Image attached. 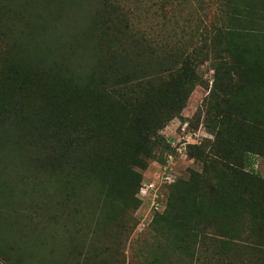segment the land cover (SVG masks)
<instances>
[{
  "label": "rangeland",
  "instance_id": "1",
  "mask_svg": "<svg viewBox=\"0 0 264 264\" xmlns=\"http://www.w3.org/2000/svg\"><path fill=\"white\" fill-rule=\"evenodd\" d=\"M138 1L148 7L139 5ZM256 1H251L256 10H251L249 3L243 0L241 9L234 11L228 9L226 0H64L50 6L56 9V18L48 20L45 26L41 24L38 32L35 28V35L46 44L57 42L71 46V54L63 58L69 65L66 62L63 68H79L82 64L81 68H94L93 75L102 70L99 62L106 55V41L102 42L104 45L98 44L99 36L106 30L116 31L114 23L117 29L129 23L127 29L131 33L146 30L150 37L149 27L157 30L158 39L164 40L166 45L152 53L148 46L154 48L153 41H148L147 45L142 42L138 47L147 53L150 70H156L152 72L153 79L158 78L156 84L165 87L168 93L157 102H151L153 105L143 104L139 109L143 114L141 119L150 122L159 111L175 112L177 118L159 134H175L178 120L188 118L206 136L201 143L194 144L199 146L192 149L187 159L174 162L173 173L176 179L179 176V181L164 191L167 184L158 189L162 195L157 201L162 208L154 211L139 198L138 188L141 182L153 179L159 170L157 156L161 145L157 144V138L146 139L137 132L130 133L131 138L126 135L121 139L112 138L111 127L118 131L120 123L108 119L109 124L102 119V125L111 129L105 132L92 113L103 101L78 105L90 93L97 91L103 95L105 85L101 83L97 89L80 91L72 81L68 84L69 91L62 89L59 97L41 101L35 94L37 88L31 83L27 89L32 95L13 97L8 116L2 113L4 99L0 97V133L6 137V144L0 146L3 162L0 163V251L11 261L0 258V264L218 263L220 259L214 257L215 247L223 240L225 231L234 235L232 241L237 244L230 246L227 264H264V198H259L262 207L259 206L256 217L250 219L236 209L239 202L232 206L229 198L218 195L228 191L232 181L233 185L242 186L245 174L251 172L259 174L253 187L260 189L259 193L264 192V176L251 165L244 167L242 152V148H255L251 134L257 129L253 124L264 127V61L259 62L249 51L260 38L251 30H264V16L258 15L264 0ZM111 2L120 4L118 13L121 14L115 22L110 19H113L111 14L117 12L109 13L106 4ZM103 7L109 14L102 13ZM34 8L44 14L42 6ZM132 9L137 19L134 16L135 23H125V18L130 20L133 16ZM95 10L101 11L99 16H92ZM14 15L11 13L9 20H5L14 31L1 28L4 42L0 44L3 52L0 67L4 68H0V96L7 92L6 88L16 91L17 85L26 78L20 67H13L16 62L11 59V51L17 50L10 48L16 40L14 35L19 31L28 33L23 20ZM101 21H104L102 26ZM170 27H179L184 32L173 34ZM181 46L184 55L169 54L170 50ZM195 50L201 51L200 57H194ZM186 55L196 62L190 67L172 68ZM213 63L221 68H214ZM216 73L221 74L217 86ZM243 86L249 90L240 95ZM233 101L235 109L242 101L248 102L240 106L243 113L231 109L234 115H230L232 111L227 108ZM122 109L119 116L132 119L133 109ZM230 119L232 123H226L230 126H224L223 121ZM222 130H228V134ZM229 133L240 142L220 151L219 141L224 143L226 137L228 142L232 141ZM35 139L37 142L33 141ZM87 140L94 148L99 144L102 155H107L108 151L116 153L111 166L118 165L121 157L126 156L127 147L130 158H133L132 153L140 156V164H134L132 177L114 180L110 170L105 175L104 171L102 174L99 171L98 164L89 161L85 165L84 151L91 150L84 145ZM103 142L111 145L102 147ZM251 157L264 160L263 156ZM71 162L78 167L72 176L65 170L70 169ZM85 166L92 170L90 183L80 173ZM72 183L79 191L68 190ZM203 189L205 197L198 198ZM243 196L247 197L248 193ZM190 197L195 202L197 199L214 201L224 210V215L196 216ZM86 200L92 206L90 210L83 208ZM102 209L106 211L103 213Z\"/></svg>",
  "mask_w": 264,
  "mask_h": 264
},
{
  "label": "trees",
  "instance_id": "2",
  "mask_svg": "<svg viewBox=\"0 0 264 264\" xmlns=\"http://www.w3.org/2000/svg\"><path fill=\"white\" fill-rule=\"evenodd\" d=\"M243 0H226V4L228 9L239 10L241 9V3ZM251 1L255 0H245L246 3H249V7L251 10H256L255 7H253L254 4L251 3ZM261 1V0H257ZM256 1V2H257ZM41 3V4H40ZM58 3H64V0H0V44L3 43V30L1 28L5 27L7 30L11 31L13 30L9 24L5 23V20H9V16L11 13H15V18L22 19L23 24L26 29L28 30V33H24L23 31H19V33L14 35V38L16 40L12 43L10 48H16L17 50L11 51V59H13L16 63H13V67H20L23 72L26 75L25 80H23L21 85L18 89L15 91V88L13 90L7 89V92L1 94V98L4 99L2 101V113L3 115L6 114L9 115L10 109H12L13 100H11L16 95L19 97H24V95L29 96L32 95V92L27 89V87L33 83V87H36L38 90V93H35L37 96H40V100H44L43 98H57L59 95L62 94V89L69 91L68 84L72 81L76 82V90H89V89H97L99 88V85L102 83V86L105 85V91L102 94H97V91L94 93H90V96L85 99L84 102L80 103L79 106H83L87 101H91L93 103L103 101V103L100 105V107L97 109V111L94 113L92 110V113L94 114V118L97 119L99 123V128L104 129L105 132L108 130H111L112 138H119L121 139L122 136L126 135L131 138L130 133L133 135L134 133L141 134L144 138L155 140L157 138V144L161 145L159 149V155L157 156L158 163H164L165 162V156L167 153L172 152L173 149L171 148V141L174 139L173 135H167L164 136L162 134H159L160 130H163L171 120L175 117V112H164L159 111L156 117L152 119L150 122H145L144 118L141 119L142 115L139 111V109H142L144 105H149L148 103H155L158 101V99L162 98L168 93V90L161 86H158L156 84L157 76L153 79V73L156 72L155 69L150 70L152 68L151 62L148 60L149 58H146L147 53L144 51V48L141 49L138 47V44L144 42L146 45L149 44L150 41H153V47L151 48L150 44L148 46L149 52H154L156 49H160L163 45H166L164 40H159L158 37L160 36L159 32L157 30H154L149 27V30L152 32L150 33L151 37L149 36L148 32L146 30H139L136 32L131 33L127 29L126 24L123 28L117 29L116 24L114 23V29L116 31H113L110 29L105 33H102V35L99 36L98 44L105 42L106 45H104V50H106V55L103 56L102 62H99V66L102 67L101 71H96V75L94 74V68H81L82 64L79 65V68H63V65L67 62L64 60L68 55H70L71 46L69 45H61L59 43H54V45L46 44L44 41H41L40 38H38L37 35H35L36 30L39 31L41 24L43 26L46 25V22L50 20L51 18H56L57 11L56 9L50 8L52 5H57ZM107 7H109L108 12H117L114 14H111L113 16L114 22L117 19V16L121 13H118L120 10V4H115L114 2L106 3ZM139 5H142L141 1H138ZM36 5L42 6L44 9L42 14V10L39 11L37 8H34ZM143 7H148L145 4L142 5ZM264 5H262V12H260L258 15L264 16ZM34 8V10L32 9ZM103 7L102 13H104L106 10ZM33 10V11H32ZM97 10H95L96 12ZM133 11V9H132ZM135 11V9H134ZM133 11V16L130 17V20L128 18L124 19V22H134V16L135 12ZM105 12L106 14L108 13ZM131 12V10H130ZM98 13H101V11H97L96 13H93L92 16H99ZM108 13V14H109ZM140 16V15H139ZM135 19L136 16H135ZM264 19V17H263ZM100 19L98 18L95 23H97ZM138 21V20H137ZM104 25V21H101V26ZM36 28V30H35ZM171 33L176 34L177 32H182L183 29L181 28H169ZM177 29V30H176ZM14 31V30H13ZM255 36L260 37L259 41L251 46V50H249L252 54V56L258 60L259 62L264 61V30L254 31L251 30ZM162 30H160V33ZM184 32V31H183ZM169 33V35L171 34ZM149 41V42H148ZM151 43V42H150ZM174 50H170L169 54L173 57L175 56H181L184 55V49L183 46L181 47H175ZM158 51V50H157ZM196 51V50H195ZM194 51V57H200L201 51ZM2 50L0 49V61L2 59ZM192 61V58L190 55H186V57L177 60L176 63L172 66V68H186L190 67V64L195 63ZM85 63V62H84ZM1 64V63H0ZM6 66H9V64L5 63ZM69 65V62H67ZM214 68H221V66L218 63H213L212 65ZM13 67H6V68H13ZM4 68V67H0ZM249 68V67H248ZM178 74H184V72H179ZM220 73H216L214 83L215 86H217V81H219ZM157 78V79H156ZM147 80V81H146ZM146 81V88L143 87L144 82ZM13 85H16V83H13ZM12 85V86H13ZM145 88V89H143ZM217 88H220L218 86ZM244 90H249L247 86H243L240 95L243 93ZM15 91V92H13ZM141 92L140 94L138 92ZM13 92V93H12ZM96 97V98H95ZM237 102H240V99L237 97ZM220 103V102H219ZM235 101L231 102L230 107L227 109L231 110L234 109L238 111V113L241 112L242 109L240 106L246 105L248 102H241L240 105L236 106V109L232 107ZM144 104V105H143ZM152 104V103H151ZM126 105V106H124ZM153 105V104H152ZM122 107H126L128 109H133L131 112L132 119H129L127 117L119 116L120 113L124 110ZM226 109V108H222ZM232 111V110H231ZM98 112V113H97ZM155 112V111H154ZM97 113V116H96ZM224 113V112H223ZM230 115H234V112L232 111ZM177 118V117H175ZM102 119L109 123V120H114L118 123H120L118 127V131L116 128L111 127L105 128L102 125ZM137 121V122H136ZM139 121V123H138ZM179 121L178 130L181 124L184 122H187V129H196V125L191 122L188 118H182ZM136 122V123H135ZM224 126H230L226 125L227 122H231V119L229 121L225 120ZM135 123V124H133ZM138 123V126H137ZM259 123V121L257 122ZM234 125V124H233ZM137 126V127H136ZM255 128L257 129L251 134V138H253L255 148L246 150L245 148H242L243 152V165L250 166V157L251 155H258L264 157V127L260 128L259 125L253 124ZM19 128V127H18ZM2 131V130H0ZM228 134V130H222V132ZM231 134L229 133V137L232 140L231 142H228V138H225V144L223 142L219 141L220 145V151H223L227 145H231L232 143H239L238 139L231 138ZM5 134L0 133V146L5 145L6 142L4 139ZM78 137L75 138V141L78 142ZM38 140H41L38 139ZM34 142H37V139L33 140ZM132 140H130V144L132 145ZM243 142H245V138L243 139ZM102 147H107L111 145H105L106 142L101 143ZM222 144V145H221ZM85 147H90L91 150L89 152L84 151L83 156V163L88 164L89 161L94 162L93 165L98 164L99 171L102 174V171L105 172L110 170V174L112 175L113 179L117 180H126L129 176L132 177V172L134 171V164H140V156L133 155V158H130L129 149L125 148L124 153H126V156H122L121 160H119L118 165H112L111 163L114 161V156L116 155L113 151H108L107 155H102L99 151V144L97 148H94L92 143L90 141H85L84 143ZM199 145L194 144H188L186 149V159L191 155V151L194 147H197ZM101 147V146H100ZM101 147V148H102ZM130 147V146H129ZM100 148V150H101ZM213 149V148H212ZM218 149V147L216 148ZM96 156L95 158H93ZM96 159V160H95ZM0 163L3 164V162ZM0 164V165H1ZM1 167V166H0ZM67 168V167H66ZM69 169V168H67ZM65 169L71 176L74 174V171L78 169V167L75 166L73 162H71L70 169ZM72 169V170H71ZM82 173L83 177L85 178L86 182L90 183L92 180V170L91 168H88L85 166V168H82L80 171ZM257 174V173H256ZM255 173H247L245 174V178L242 181V186L236 184L233 185L234 182L232 181L230 184V188L228 191L224 193H219L218 195L222 194L227 199L229 198L231 201V205L235 206L239 202V206L236 208L239 210V213L241 214H247L250 216V219H253V217H256V210L260 206L262 207L261 198L264 197V192L259 193L260 189H257L256 187H253V184L258 181V175ZM86 176V177H85ZM99 174L97 173V177ZM179 176L173 183H170L166 185L164 189L167 188V186H174L178 183ZM72 186H69L68 190L70 189H76L79 191L76 185L72 183ZM243 191V194L240 192ZM218 192V191H217ZM68 193V192H67ZM75 193V192H74ZM77 194L79 192H76ZM248 193L247 197H244L243 195ZM206 193L204 192V189L200 191L198 194V198L205 197ZM217 194V193H216ZM255 195H260L259 197H255ZM260 198V199H259ZM190 204L191 207L194 206L196 208V216L201 215L205 217H216V216H223L224 210L214 201H207L206 199L199 200L197 199V202L195 200H192L190 197ZM116 205L117 201H115ZM103 204H106L103 202ZM92 206L88 205V201H85L84 209L90 210ZM259 207V208H260ZM75 210V209H74ZM103 213L106 210H103ZM237 215L239 213L236 211ZM197 234L194 233V237H196ZM223 240L220 241L218 247H215V254L214 257H217L220 259V262L218 263H212V262H203L202 264H227L228 254L230 250V246L237 245L232 241L234 235L231 234L229 231L223 232ZM201 240V238H200ZM194 250L195 247H194ZM233 250V248H232ZM193 251L191 250V253ZM0 258L5 262H11L10 259H8L6 256H4L0 251ZM18 264V263H17Z\"/></svg>",
  "mask_w": 264,
  "mask_h": 264
},
{
  "label": "built area",
  "instance_id": "3",
  "mask_svg": "<svg viewBox=\"0 0 264 264\" xmlns=\"http://www.w3.org/2000/svg\"><path fill=\"white\" fill-rule=\"evenodd\" d=\"M173 134L174 139L170 145L173 149L165 156L164 163H158V169L155 173V177L151 180L141 182L138 188L139 198L148 203L151 210L159 211L162 208L160 201L157 198H161L160 189L164 185H168L175 181V174L173 173L172 165L174 162L186 158V149L188 144H199L204 139L206 133L200 132V128L187 129V122L180 125L178 130Z\"/></svg>",
  "mask_w": 264,
  "mask_h": 264
},
{
  "label": "crops",
  "instance_id": "4",
  "mask_svg": "<svg viewBox=\"0 0 264 264\" xmlns=\"http://www.w3.org/2000/svg\"><path fill=\"white\" fill-rule=\"evenodd\" d=\"M249 164L264 176V160L262 158L251 157Z\"/></svg>",
  "mask_w": 264,
  "mask_h": 264
}]
</instances>
